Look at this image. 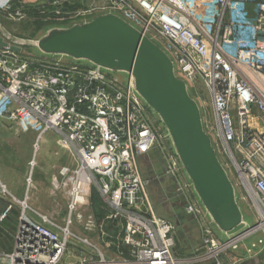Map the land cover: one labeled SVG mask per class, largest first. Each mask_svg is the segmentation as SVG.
<instances>
[{
	"label": "built area",
	"instance_id": "1",
	"mask_svg": "<svg viewBox=\"0 0 264 264\" xmlns=\"http://www.w3.org/2000/svg\"><path fill=\"white\" fill-rule=\"evenodd\" d=\"M13 1L0 7L15 10L23 19L20 6L27 1L16 0L14 8ZM45 1L54 6L51 13H66L64 18L77 22L106 13L122 17L168 52L178 76L189 85L199 80L206 86L214 114L208 131L216 150L226 154V166L251 201L258 224L250 233L223 242L202 226L198 254L217 257L258 233L264 243V0ZM0 118L20 128L37 119L75 151L79 168L71 178V209L86 203L96 188L108 207L107 219L123 222L122 244L130 248L134 263L181 264L191 259L176 256V225L155 212L141 159L159 152L166 174L187 199V212L199 221L201 211L189 198L190 186L167 135L130 77L63 57L33 58L4 42ZM6 194L0 182V195ZM13 201L0 213L2 225L14 205L21 206L12 248L0 249V264H64L71 231L46 217L36 219L25 203ZM95 254L86 251L70 264L109 263L103 252Z\"/></svg>",
	"mask_w": 264,
	"mask_h": 264
},
{
	"label": "water",
	"instance_id": "2",
	"mask_svg": "<svg viewBox=\"0 0 264 264\" xmlns=\"http://www.w3.org/2000/svg\"><path fill=\"white\" fill-rule=\"evenodd\" d=\"M8 38L13 43L34 45L53 57L130 77L135 91L162 123L194 195L218 231L227 236L225 241L248 234L257 226V221L245 218L234 180L221 162L189 84L178 76L172 58L156 41L112 13L68 28H53L37 40ZM243 264H264V258Z\"/></svg>",
	"mask_w": 264,
	"mask_h": 264
},
{
	"label": "crops",
	"instance_id": "3",
	"mask_svg": "<svg viewBox=\"0 0 264 264\" xmlns=\"http://www.w3.org/2000/svg\"><path fill=\"white\" fill-rule=\"evenodd\" d=\"M141 165L143 176L149 180L148 192L155 212L176 225V256L190 258L202 247L201 223L187 212V199L178 193L173 179L166 174L165 162L159 152L153 151L142 158ZM78 168L75 151L64 145L59 134L45 129L37 119H31L20 128L9 119L0 118V182L8 191V194L0 195V213L16 199L28 206L32 216L40 219L45 215H60L67 209V220L70 222H73L74 213L79 212L81 220H87L90 215V221L97 220L103 226L106 215L98 208L96 219L93 218L95 213L77 212V207L71 209V178ZM64 170L67 172L63 173ZM67 175H70L68 179ZM51 176L55 177L53 182ZM92 190L100 196L96 188ZM20 209L21 206L16 203L8 219L0 225V249H4L2 245H6L8 236L13 239ZM12 245L4 250L9 251Z\"/></svg>",
	"mask_w": 264,
	"mask_h": 264
},
{
	"label": "rangeland",
	"instance_id": "4",
	"mask_svg": "<svg viewBox=\"0 0 264 264\" xmlns=\"http://www.w3.org/2000/svg\"><path fill=\"white\" fill-rule=\"evenodd\" d=\"M6 1L7 0H0V5H3ZM15 1H13L12 5L10 4L13 8L16 7ZM26 1V5L20 6L22 8L23 13L25 14L23 19H19L14 15L15 10L9 11L7 8L0 7V45H2L4 42L5 44L8 42L14 45L17 49H20L23 53H26V55L33 58H40L43 60L56 58L44 54L34 45L28 43V45L13 43L11 40H9L8 37H12L13 39H16V41L21 42L28 40H37L43 37L49 30L53 28H68L73 24L77 23V21L73 19L64 18L66 17V13L65 15L64 13H51V11L54 10V6L49 4L45 0ZM120 76L123 78L126 77L125 74H120ZM189 90L191 96L194 98V100L198 103L200 107L203 116V121L208 131V126H212L214 123V114L209 91L206 86L199 80L196 82L195 85H189ZM158 125L160 126L161 130L166 134L163 125L160 121L158 122ZM5 127H8V125H5ZM209 134L212 135L210 132ZM167 143V145H169V148L173 150L168 137ZM217 153L221 159V162L226 165L228 161L226 154L223 153L222 150H218ZM229 173L233 178L232 172L230 170ZM181 174L185 182L190 186L188 192L189 198L196 203V205L201 211V215L199 214V222L201 223V227L203 226L204 228H209L212 231V235L217 242L225 241L227 239V236L218 231L216 226L207 217L198 197H196L192 191L191 185L184 173L183 168ZM70 175L66 176L67 179L68 177H70ZM52 178L53 180L55 179L54 176H51V180ZM233 180L238 191V202L241 208L243 209L245 218L249 222L256 221L257 216L256 213L253 211L251 201L246 198L244 191L238 187L235 178H233ZM79 205L77 204L76 206V209H78L77 212L79 210H82L86 212V214L89 213L92 215V213H95V217H93L94 219L98 218V216L96 217L97 208L101 211L104 216H107V214H109L108 207L105 205V203L95 190H92V192L88 195V199H86V203L84 205ZM67 212L68 210L65 209L60 215H45V217L49 219L52 223H54L56 226H59L61 228H67L72 233L69 237L68 248L63 258L64 264L77 262L81 255L84 254V252L91 250L96 254L98 250L103 252L106 257V260L109 261V263L107 264H136L128 255V251H130V248L122 244L123 237L125 234L123 222L117 224L111 223V221H109L107 217H104L106 218V222L103 226H100V223L97 220L90 221L88 219V216L90 217V215L87 216V220H81V218H78L79 212L74 213L75 215H73V222H70V220H67ZM35 218L41 221L39 217ZM51 227L61 233L63 232L55 226ZM85 239H87L91 244H87L85 242ZM261 239L262 234H252L248 238H245L244 240L239 242L237 247H230L223 253L218 254L217 257L203 259L200 256L201 253L198 254L197 252L196 254L190 256V260L185 261L181 264H243L245 262H258L261 258H264V243L260 242ZM12 243V237L8 236L6 240V245L3 244L2 248L7 249L11 246ZM95 259L99 260V258L97 257Z\"/></svg>",
	"mask_w": 264,
	"mask_h": 264
},
{
	"label": "bare ground",
	"instance_id": "5",
	"mask_svg": "<svg viewBox=\"0 0 264 264\" xmlns=\"http://www.w3.org/2000/svg\"><path fill=\"white\" fill-rule=\"evenodd\" d=\"M78 200H79V201H82V199H81V198H79Z\"/></svg>",
	"mask_w": 264,
	"mask_h": 264
},
{
	"label": "flooded vegetation",
	"instance_id": "6",
	"mask_svg": "<svg viewBox=\"0 0 264 264\" xmlns=\"http://www.w3.org/2000/svg\"><path fill=\"white\" fill-rule=\"evenodd\" d=\"M175 187H176V185H175Z\"/></svg>",
	"mask_w": 264,
	"mask_h": 264
}]
</instances>
